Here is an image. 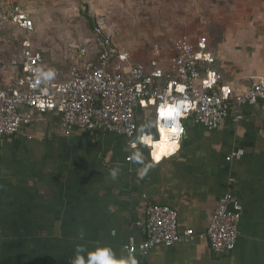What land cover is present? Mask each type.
I'll return each mask as SVG.
<instances>
[{
  "label": "crops",
  "instance_id": "1",
  "mask_svg": "<svg viewBox=\"0 0 264 264\" xmlns=\"http://www.w3.org/2000/svg\"><path fill=\"white\" fill-rule=\"evenodd\" d=\"M235 1V19L224 17L206 37L223 82L243 92L264 80V0ZM235 110L243 116L239 121ZM51 121L23 126L0 141V264H72L78 246L86 252L107 246L117 259L126 258L127 239L143 240L153 206L174 209L179 232L192 230L195 238L157 246L136 256L137 262L264 264V100L231 105L214 129L189 119L178 153L143 177L141 165L128 160L134 150L124 138L66 132ZM137 148L151 159L148 147ZM115 167L118 176L112 180L109 172ZM228 192L242 207L239 236L231 254L217 256L206 232Z\"/></svg>",
  "mask_w": 264,
  "mask_h": 264
},
{
  "label": "built area",
  "instance_id": "2",
  "mask_svg": "<svg viewBox=\"0 0 264 264\" xmlns=\"http://www.w3.org/2000/svg\"><path fill=\"white\" fill-rule=\"evenodd\" d=\"M9 27L31 34L35 24L16 0H0V31ZM92 53L94 58L74 62L65 74L56 70L53 80L38 82L37 75L46 72L43 57L30 38L23 39L20 52L9 61L14 77L0 85V141L30 124L35 114L44 120L52 113L60 117L66 132L80 129L112 134L124 138L132 149L130 142L140 122L138 110L155 121L161 103L180 102L178 122L182 132L175 141L178 147L161 162L180 150L189 119L214 129L229 115L231 105L252 106L264 100V80L253 82L243 92H235L223 82L214 68L217 57L205 35H182L172 42L167 54L160 51L144 61H135L128 51L108 39L99 41ZM242 118L235 110L234 120ZM152 135L158 139L155 127ZM241 210L231 192L220 198L206 232L215 255L227 256L235 250ZM194 238L192 230L179 232L174 209L153 206L144 225L143 240L129 237L124 250L134 257L144 256L157 246L187 244ZM138 264H144L143 260Z\"/></svg>",
  "mask_w": 264,
  "mask_h": 264
},
{
  "label": "rangeland",
  "instance_id": "3",
  "mask_svg": "<svg viewBox=\"0 0 264 264\" xmlns=\"http://www.w3.org/2000/svg\"><path fill=\"white\" fill-rule=\"evenodd\" d=\"M16 2L33 19L35 28L31 34L14 28L0 31V85L14 77L9 61L20 52V42L26 38L43 53L47 70L65 74L74 62L94 58L92 50L99 41L108 39L128 51L135 61H144L160 51L167 54L172 42L182 35L206 36L220 21L223 24L224 17L226 21L235 19L231 14L236 10L235 0Z\"/></svg>",
  "mask_w": 264,
  "mask_h": 264
},
{
  "label": "clouds",
  "instance_id": "4",
  "mask_svg": "<svg viewBox=\"0 0 264 264\" xmlns=\"http://www.w3.org/2000/svg\"><path fill=\"white\" fill-rule=\"evenodd\" d=\"M55 71L48 70L37 75V81L48 82L55 78ZM182 103H168L167 100L159 105L157 118L155 121L148 120L146 123L137 128V135L130 142V147L134 150L129 159L141 165L138 174L143 177L146 172L154 167L162 157L174 152L178 145L175 142L179 139L182 128L178 122L181 115ZM156 128L158 139L151 134V129ZM137 145H143L151 148L150 160H146L143 152L137 148ZM119 168L115 167L110 170L109 175L112 180H116ZM83 239V232L80 233ZM86 250L78 246L76 254L73 257L72 264H138L136 258L129 255L126 258L117 259L115 253L110 247H97L94 251L86 252Z\"/></svg>",
  "mask_w": 264,
  "mask_h": 264
},
{
  "label": "trees",
  "instance_id": "5",
  "mask_svg": "<svg viewBox=\"0 0 264 264\" xmlns=\"http://www.w3.org/2000/svg\"><path fill=\"white\" fill-rule=\"evenodd\" d=\"M90 23H93V20H90ZM9 28H11V27H9ZM213 36H214V35H213ZM20 46H21V42H20ZM41 55H42V57H43V62H44V64H45V71L47 72L48 70H47V62H46V59L44 58L43 53H41ZM23 112H24V111H23ZM50 115H51L52 117H50ZM137 119H138L139 121H143V120L147 119V116H145V114H144L143 112H141L140 110H138V111H137ZM51 120H53V122H54L55 124H57V125H58V124L61 125L60 117L55 116L54 114L50 113V114H47V115L45 116V120H41V119L38 117V115L35 114L34 117H33V119H32V121L30 122V124H28V125L26 124V125H23V126H30V127H34V128H36V127L39 126V125H49L50 123H52Z\"/></svg>",
  "mask_w": 264,
  "mask_h": 264
},
{
  "label": "bare ground",
  "instance_id": "6",
  "mask_svg": "<svg viewBox=\"0 0 264 264\" xmlns=\"http://www.w3.org/2000/svg\"><path fill=\"white\" fill-rule=\"evenodd\" d=\"M173 153V152H172Z\"/></svg>",
  "mask_w": 264,
  "mask_h": 264
}]
</instances>
